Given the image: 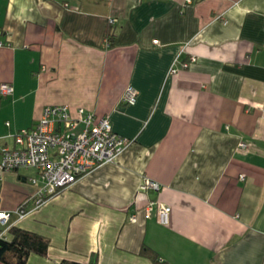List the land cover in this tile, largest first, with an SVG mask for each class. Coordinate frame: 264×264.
I'll return each instance as SVG.
<instances>
[{
    "label": "crops",
    "instance_id": "crops-1",
    "mask_svg": "<svg viewBox=\"0 0 264 264\" xmlns=\"http://www.w3.org/2000/svg\"><path fill=\"white\" fill-rule=\"evenodd\" d=\"M3 83L0 148L47 106L131 140L40 204L36 170H0V232L49 241L25 264H264V0H0Z\"/></svg>",
    "mask_w": 264,
    "mask_h": 264
},
{
    "label": "built area",
    "instance_id": "built-area-1",
    "mask_svg": "<svg viewBox=\"0 0 264 264\" xmlns=\"http://www.w3.org/2000/svg\"><path fill=\"white\" fill-rule=\"evenodd\" d=\"M192 61L193 57L183 62L181 67L186 68ZM12 90L10 84L0 85V93L3 95L11 94ZM135 95L133 87L128 86L121 100L133 103ZM13 140L16 147L0 148V170L28 167L35 169L44 184L39 191L38 204L67 187L81 175L116 161L131 143V140L111 131L107 117L96 118L82 108L72 115L66 106L45 107L36 123L29 129L15 132ZM240 146L245 145L240 143ZM159 189L160 185L149 179H145L139 186L141 192ZM152 205L153 202L146 204V213L152 209ZM16 213L19 217L25 215L21 208L17 209ZM169 214V206L157 205L156 215L161 224H167ZM9 215L0 211V223L4 225ZM130 219L134 221V215ZM0 237H4V231L0 232Z\"/></svg>",
    "mask_w": 264,
    "mask_h": 264
},
{
    "label": "trees",
    "instance_id": "trees-1",
    "mask_svg": "<svg viewBox=\"0 0 264 264\" xmlns=\"http://www.w3.org/2000/svg\"><path fill=\"white\" fill-rule=\"evenodd\" d=\"M8 232L10 238L0 237V261L2 263L25 264L31 253L46 256L49 241L45 237L15 226H10ZM95 262L96 259H93L91 264H95Z\"/></svg>",
    "mask_w": 264,
    "mask_h": 264
}]
</instances>
